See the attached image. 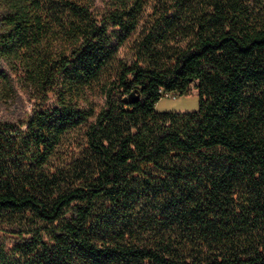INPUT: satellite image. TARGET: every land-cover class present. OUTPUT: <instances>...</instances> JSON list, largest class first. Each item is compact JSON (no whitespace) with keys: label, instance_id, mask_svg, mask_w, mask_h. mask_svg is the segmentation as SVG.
<instances>
[{"label":"trees","instance_id":"obj_1","mask_svg":"<svg viewBox=\"0 0 264 264\" xmlns=\"http://www.w3.org/2000/svg\"><path fill=\"white\" fill-rule=\"evenodd\" d=\"M94 1L0 0V60L34 100L0 119V264H264V0L177 4L129 68L143 0ZM192 88L197 112L155 111Z\"/></svg>","mask_w":264,"mask_h":264},{"label":"rangeland","instance_id":"obj_2","mask_svg":"<svg viewBox=\"0 0 264 264\" xmlns=\"http://www.w3.org/2000/svg\"><path fill=\"white\" fill-rule=\"evenodd\" d=\"M106 0H95L91 9L95 15L104 11ZM144 12L137 30L131 35L127 43L119 50L115 57V63L120 67H131L135 62V48L142 31H147L155 26L161 16H171L179 7L183 9L198 8L199 3L196 0H143ZM177 4H181L177 6ZM0 72L7 74L11 81L10 84L0 79V90H11L6 99V103L0 102V119L17 122L26 114H29L34 100L31 90L25 85L21 75L17 70H11L0 60ZM163 96L155 105V111L158 113H175L179 115L192 114L198 111L199 97L197 91L192 88L188 94ZM100 107L103 105V99L99 101ZM93 121L90 119L86 124L78 129L70 131L64 139V143L59 151L55 164L63 165L69 160L79 157L85 149L84 132L86 127ZM1 236V234H0ZM8 249L11 248L8 245Z\"/></svg>","mask_w":264,"mask_h":264},{"label":"water","instance_id":"obj_3","mask_svg":"<svg viewBox=\"0 0 264 264\" xmlns=\"http://www.w3.org/2000/svg\"><path fill=\"white\" fill-rule=\"evenodd\" d=\"M134 97V94H132L129 98L132 101V98ZM133 102V101H132Z\"/></svg>","mask_w":264,"mask_h":264},{"label":"built area","instance_id":"obj_4","mask_svg":"<svg viewBox=\"0 0 264 264\" xmlns=\"http://www.w3.org/2000/svg\"><path fill=\"white\" fill-rule=\"evenodd\" d=\"M165 96H169V95H165ZM172 98H174L175 96H171Z\"/></svg>","mask_w":264,"mask_h":264}]
</instances>
